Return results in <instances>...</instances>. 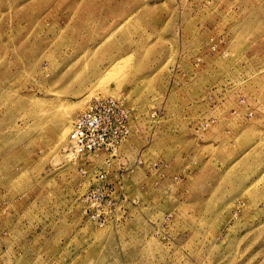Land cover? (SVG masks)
<instances>
[{
    "label": "rangeland",
    "instance_id": "rangeland-1",
    "mask_svg": "<svg viewBox=\"0 0 264 264\" xmlns=\"http://www.w3.org/2000/svg\"><path fill=\"white\" fill-rule=\"evenodd\" d=\"M0 264H264V0H0Z\"/></svg>",
    "mask_w": 264,
    "mask_h": 264
},
{
    "label": "built area",
    "instance_id": "built-area-1",
    "mask_svg": "<svg viewBox=\"0 0 264 264\" xmlns=\"http://www.w3.org/2000/svg\"><path fill=\"white\" fill-rule=\"evenodd\" d=\"M130 133L126 110L118 99H98L81 112L72 127L77 153L99 149L114 151Z\"/></svg>",
    "mask_w": 264,
    "mask_h": 264
},
{
    "label": "bare ground",
    "instance_id": "bare-ground-1",
    "mask_svg": "<svg viewBox=\"0 0 264 264\" xmlns=\"http://www.w3.org/2000/svg\"><path fill=\"white\" fill-rule=\"evenodd\" d=\"M66 116H64L63 117V115H61V116H59L58 118H57V120L58 121H60L62 124L60 125V128H59V140L60 141H62V139H65L66 138V136H68L69 135V138H70V140H71V142H72V144H73V147H74V149H75V143H74V141L71 139V136H70V133H71V129H72V125H73V121H72V124L69 126V120H68V123H65V121H66Z\"/></svg>",
    "mask_w": 264,
    "mask_h": 264
}]
</instances>
